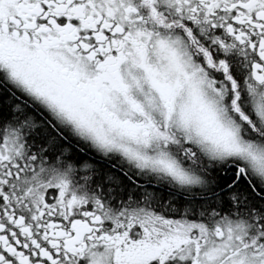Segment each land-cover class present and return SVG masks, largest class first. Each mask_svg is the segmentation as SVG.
Returning a JSON list of instances; mask_svg holds the SVG:
<instances>
[{"label":"snow or ice","instance_id":"snow-or-ice-1","mask_svg":"<svg viewBox=\"0 0 264 264\" xmlns=\"http://www.w3.org/2000/svg\"><path fill=\"white\" fill-rule=\"evenodd\" d=\"M0 264H264V0H0Z\"/></svg>","mask_w":264,"mask_h":264}]
</instances>
